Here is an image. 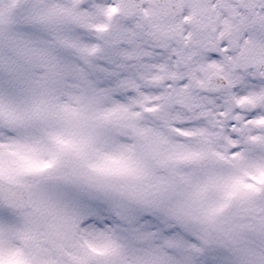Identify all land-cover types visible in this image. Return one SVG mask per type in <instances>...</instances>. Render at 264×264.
Returning <instances> with one entry per match:
<instances>
[{"label":"snow or ice","instance_id":"1","mask_svg":"<svg viewBox=\"0 0 264 264\" xmlns=\"http://www.w3.org/2000/svg\"><path fill=\"white\" fill-rule=\"evenodd\" d=\"M0 264H264V0H0Z\"/></svg>","mask_w":264,"mask_h":264}]
</instances>
